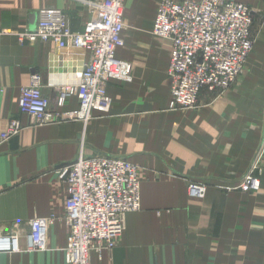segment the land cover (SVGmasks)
<instances>
[{
    "label": "crops",
    "instance_id": "1",
    "mask_svg": "<svg viewBox=\"0 0 264 264\" xmlns=\"http://www.w3.org/2000/svg\"><path fill=\"white\" fill-rule=\"evenodd\" d=\"M90 0H0V130L11 118L25 125L0 146V232L22 236V250L0 252V264H69L67 198L63 167L86 155L128 158L139 167L142 207L126 216L112 251L93 254V264H264V153L257 161L261 187L239 188L260 151L264 135V29L248 59V73L227 91H204L195 109H172L169 74L173 44L152 33L160 0H126L124 44L117 56L133 64L129 78H112L113 105L92 118L30 125L20 111L22 86L39 73L51 113L77 110L71 95L88 61L86 50H60L51 41L22 43L37 28L40 10L66 12L72 30L91 18ZM264 10V0H237ZM263 28V27H262ZM207 180L203 199L188 182ZM52 214L48 249L27 250L29 221Z\"/></svg>",
    "mask_w": 264,
    "mask_h": 264
},
{
    "label": "built area",
    "instance_id": "2",
    "mask_svg": "<svg viewBox=\"0 0 264 264\" xmlns=\"http://www.w3.org/2000/svg\"><path fill=\"white\" fill-rule=\"evenodd\" d=\"M126 0H90L91 18L82 32L72 30L62 9L40 10L37 28L20 33L22 43L51 41L60 50L84 49L88 61L77 84L66 86L57 98L63 106L77 95L80 108L51 113V100L44 94L39 73L22 86L19 97L21 113L30 125L41 126L68 120L92 118L95 110L107 112L113 98L107 92L112 78H129L133 64L117 56L124 44ZM4 32H0V38ZM152 33L172 41L171 77L172 109H195L205 90L221 94L236 82L254 49L257 33L254 10L237 0H160ZM25 125L11 118L6 130H0V146L17 137ZM264 153V135L260 147ZM257 163L244 174L239 188L258 190L261 180ZM61 178L67 198L63 219L68 229L65 260L69 264H93V254L112 251L115 240L126 227V216L142 207L139 167L120 155H86L63 167ZM210 183L204 179L188 182L189 195L203 199ZM56 214L29 221L27 250L48 249V232ZM22 236L0 232V252L22 250Z\"/></svg>",
    "mask_w": 264,
    "mask_h": 264
},
{
    "label": "rangeland",
    "instance_id": "3",
    "mask_svg": "<svg viewBox=\"0 0 264 264\" xmlns=\"http://www.w3.org/2000/svg\"><path fill=\"white\" fill-rule=\"evenodd\" d=\"M253 10H254V22H255L256 30H259V29L262 30V29H264V10L261 11V10H258V8L257 9L256 8H253ZM257 36H258V32H257ZM253 51H254V49H253ZM248 67H249V65L247 63L246 66H245V68H244V70H243V72L240 74V76L238 77V79L236 80L235 83L239 82L248 73ZM205 91H208V90H205ZM209 92H211V91H209ZM212 93H214L216 95H219L218 93H215V92H212ZM199 101H200V99H199ZM260 155H261L260 153L257 155V159H255L253 163H257L258 159L260 158ZM257 166H258V164H257Z\"/></svg>",
    "mask_w": 264,
    "mask_h": 264
},
{
    "label": "water",
    "instance_id": "4",
    "mask_svg": "<svg viewBox=\"0 0 264 264\" xmlns=\"http://www.w3.org/2000/svg\"><path fill=\"white\" fill-rule=\"evenodd\" d=\"M34 31V30H33ZM16 138V137H15Z\"/></svg>",
    "mask_w": 264,
    "mask_h": 264
}]
</instances>
